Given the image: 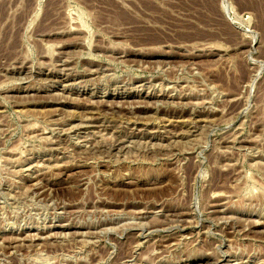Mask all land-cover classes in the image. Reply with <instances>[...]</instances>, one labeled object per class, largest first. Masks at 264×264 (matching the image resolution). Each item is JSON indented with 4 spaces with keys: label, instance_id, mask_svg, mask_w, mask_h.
I'll use <instances>...</instances> for the list:
<instances>
[{
    "label": "rangeland",
    "instance_id": "1",
    "mask_svg": "<svg viewBox=\"0 0 264 264\" xmlns=\"http://www.w3.org/2000/svg\"><path fill=\"white\" fill-rule=\"evenodd\" d=\"M263 8L0 0V264H264Z\"/></svg>",
    "mask_w": 264,
    "mask_h": 264
},
{
    "label": "bare ground",
    "instance_id": "2",
    "mask_svg": "<svg viewBox=\"0 0 264 264\" xmlns=\"http://www.w3.org/2000/svg\"><path fill=\"white\" fill-rule=\"evenodd\" d=\"M203 5V4H202ZM210 5V4H209ZM207 6V5H206ZM195 7V6H194ZM264 9V8H263ZM259 11V10H258ZM259 13V12H258ZM122 16V15H121ZM116 18V17H115ZM209 18V17H208ZM261 21V20H260ZM1 26V25H0ZM3 29V28H2ZM2 29H0V30H2ZM4 34V33H3ZM2 34V35H3ZM9 41H10V39H9ZM2 47V46H1ZM21 241V240H20Z\"/></svg>",
    "mask_w": 264,
    "mask_h": 264
}]
</instances>
